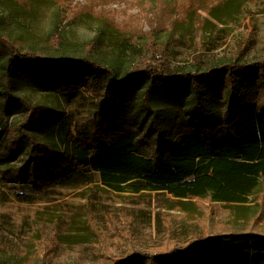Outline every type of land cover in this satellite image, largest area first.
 <instances>
[{
  "label": "trees",
  "instance_id": "16d2710c",
  "mask_svg": "<svg viewBox=\"0 0 264 264\" xmlns=\"http://www.w3.org/2000/svg\"><path fill=\"white\" fill-rule=\"evenodd\" d=\"M15 1L29 6L31 0ZM44 1L64 13L49 46L29 48L0 33V108H5L0 119V208L8 200L7 189L15 190L17 201L34 203L53 187L94 191L100 189L98 183L118 193L167 194L169 207L178 209L190 200H209L229 205L239 218L249 209L252 223L207 227L204 235L185 242L168 240L157 253L143 251L130 238L127 255L113 264H264V225L255 224L264 221V61L246 64L241 53L204 70L198 56L190 66L173 65L166 45L157 42L159 32L175 33L165 27L151 34L115 27L126 44L144 52L140 61L109 52L99 37L68 53L61 49L60 28L76 7L72 0ZM241 1L189 3L183 21H192L197 38L208 19L199 16L201 23H195L196 9L214 17L217 9L235 8ZM109 2L90 0V8L77 14L105 17L94 10ZM19 84L72 94L85 111L82 124L71 129L54 110L15 96ZM155 99L177 110L169 130L152 107ZM116 104H140L144 125L114 114ZM12 106L24 112V120L10 124ZM21 153L22 163L12 164ZM4 180L13 186L8 188ZM43 245L48 255L42 263L54 243Z\"/></svg>",
  "mask_w": 264,
  "mask_h": 264
},
{
  "label": "rangeland",
  "instance_id": "374dc122",
  "mask_svg": "<svg viewBox=\"0 0 264 264\" xmlns=\"http://www.w3.org/2000/svg\"><path fill=\"white\" fill-rule=\"evenodd\" d=\"M197 1L110 0L94 10L105 17H94L77 14L90 8V0H72L76 11L60 28L61 49L75 53L99 37L100 44L109 52L122 53L132 61H140L144 52L139 46L126 44L115 29H140L151 34L165 27L175 33L159 32L157 42L166 45L173 65L190 66L191 60L198 56V67L204 70L212 62L241 53L246 64L264 61V0H242L235 8L217 9L214 17L199 7L195 23L200 24L201 18L208 21L202 22L205 27L196 38L192 21H183L182 13L191 7L189 3L198 5ZM217 1L214 0V5ZM63 15L62 8L49 1L31 0L26 6L15 0H0V33L29 48H43ZM105 55L112 56L111 53ZM13 94L54 110L71 129L82 124L85 111L72 94H55L24 84H19ZM152 103L160 115L161 125L169 130L177 110L163 99H155ZM139 106H121L112 112L128 119L135 118L136 123L143 126ZM3 111L5 108L1 106L0 119ZM10 111V124L24 120L25 114L18 107L12 106ZM182 115L186 120V113ZM35 134L41 136L39 132ZM23 160L24 153H21L12 164H20ZM4 181L8 188L13 186L8 180ZM96 185L100 189L94 191H88V187H53L49 193L39 194L34 203L17 201L15 190L7 189L8 200L0 208V264H113L115 259L127 255L126 243L130 238L143 251L157 253L165 248L168 240L185 242L204 235L207 227L228 223L243 227L251 224L253 219L249 217V209L247 216L239 218L235 209L223 203L190 200L183 209H178L169 207L165 200L169 197L167 194L118 193L99 183ZM255 224L264 225V221H255ZM96 232L100 234L99 238ZM51 240L54 243L51 254L42 263V257L48 252L41 247L50 244Z\"/></svg>",
  "mask_w": 264,
  "mask_h": 264
}]
</instances>
